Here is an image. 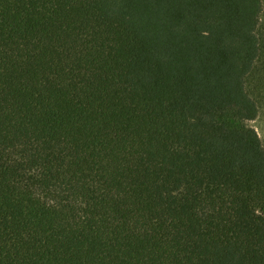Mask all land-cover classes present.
<instances>
[{"label": "trees", "instance_id": "16d2710c", "mask_svg": "<svg viewBox=\"0 0 264 264\" xmlns=\"http://www.w3.org/2000/svg\"><path fill=\"white\" fill-rule=\"evenodd\" d=\"M262 10L0 0V264H264Z\"/></svg>", "mask_w": 264, "mask_h": 264}, {"label": "rangeland", "instance_id": "374dc122", "mask_svg": "<svg viewBox=\"0 0 264 264\" xmlns=\"http://www.w3.org/2000/svg\"><path fill=\"white\" fill-rule=\"evenodd\" d=\"M258 34L260 38V54L255 68L247 80L249 95L258 105L259 113L248 125L256 130L264 146V0Z\"/></svg>", "mask_w": 264, "mask_h": 264}]
</instances>
